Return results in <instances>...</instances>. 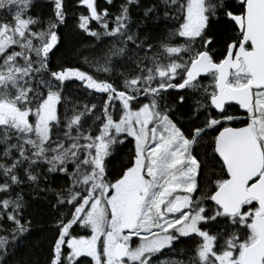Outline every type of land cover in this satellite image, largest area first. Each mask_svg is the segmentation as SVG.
<instances>
[{"label":"snow or ice","instance_id":"snow-or-ice-1","mask_svg":"<svg viewBox=\"0 0 264 264\" xmlns=\"http://www.w3.org/2000/svg\"><path fill=\"white\" fill-rule=\"evenodd\" d=\"M0 264H264V0H0Z\"/></svg>","mask_w":264,"mask_h":264},{"label":"trees","instance_id":"trees-1","mask_svg":"<svg viewBox=\"0 0 264 264\" xmlns=\"http://www.w3.org/2000/svg\"><path fill=\"white\" fill-rule=\"evenodd\" d=\"M120 2H121V0H116L117 4H119ZM136 18L137 17L134 14V19H136ZM73 24H74V22L70 19L69 20L70 28H72ZM67 31L68 30H65V33H67ZM89 46H90V41L88 38H86L84 36L74 35L70 41L68 40V38L66 36V42H65L64 47L61 49V53H57L56 56L52 57L53 64H55L57 62V58L62 53H67L70 50H79L78 55L66 56L65 59H67L69 61V63L72 64L73 66H78L82 70L92 71V69H90L88 67V65H86L84 63L85 57L91 58ZM205 83H207V81H205ZM78 84L79 83H77V82L76 83L69 82L70 86L67 89V91L71 94L70 99H79L81 102H85L86 98L82 95V90L79 89ZM87 98H90V97H87ZM126 151H127V149H125V153H126ZM116 164L118 166L119 161H117ZM33 232H34V235L32 236L31 240L29 241V245L40 243L46 249L47 240L50 239L51 235H52V233L47 229V226H45L44 231H40L39 226L34 227ZM30 251H33L30 247H22L21 249L18 250V254L20 256H25V255H28L30 253ZM174 256H175V254L172 253L170 258H172ZM167 259H169V258H167ZM167 259L162 258V260H167Z\"/></svg>","mask_w":264,"mask_h":264},{"label":"flooded vegetation","instance_id":"flooded-vegetation-1","mask_svg":"<svg viewBox=\"0 0 264 264\" xmlns=\"http://www.w3.org/2000/svg\"><path fill=\"white\" fill-rule=\"evenodd\" d=\"M172 255V253H169V252H167V251H165L164 252V254L161 256V259L163 258H165V259H167V258H170V256Z\"/></svg>","mask_w":264,"mask_h":264},{"label":"rangeland","instance_id":"rangeland-1","mask_svg":"<svg viewBox=\"0 0 264 264\" xmlns=\"http://www.w3.org/2000/svg\"><path fill=\"white\" fill-rule=\"evenodd\" d=\"M77 83H79V82H77Z\"/></svg>","mask_w":264,"mask_h":264}]
</instances>
